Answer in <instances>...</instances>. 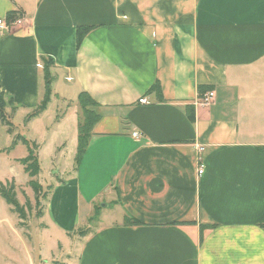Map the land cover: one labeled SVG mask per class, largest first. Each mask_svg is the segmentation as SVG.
<instances>
[{
    "label": "crops",
    "instance_id": "0c3cea01",
    "mask_svg": "<svg viewBox=\"0 0 264 264\" xmlns=\"http://www.w3.org/2000/svg\"><path fill=\"white\" fill-rule=\"evenodd\" d=\"M0 19V93L14 126L0 128L1 153L45 98L46 60L51 99L32 119L56 104V133L75 143L81 94L100 116L33 228L49 234L50 248L38 245L46 259L264 264V0H0Z\"/></svg>",
    "mask_w": 264,
    "mask_h": 264
},
{
    "label": "rangeland",
    "instance_id": "374dc122",
    "mask_svg": "<svg viewBox=\"0 0 264 264\" xmlns=\"http://www.w3.org/2000/svg\"><path fill=\"white\" fill-rule=\"evenodd\" d=\"M63 113L61 108L58 109L56 104H52L48 113L32 120L26 117L22 125H17L16 135L26 138L31 147H33V144L38 147L41 172L38 177L33 179L40 186L38 193L29 185L31 179L25 173L24 166L17 161L28 155L27 146L19 142L13 147L14 151H11V155L8 154V150L5 154L0 152V186L7 187L9 184H14L17 200L26 208L27 212L23 224L20 216L0 195V264H43V261L46 264H63L60 262L64 261L63 256L60 259L45 258V255L48 257L51 255L46 253V248H50L48 246L49 234L42 236L40 232H33L35 224L39 222L51 189L56 185H65L75 172L78 142L73 143L70 135H60L55 130V120L62 117ZM21 120V117H18L14 119V122L19 124ZM52 126L53 128H51ZM2 127L6 126L0 124V128ZM59 135L62 137L59 138ZM2 138L9 140V137L7 138L4 134ZM14 139L13 137L12 141ZM58 143H61L60 149L57 148ZM64 144L66 145L61 150ZM13 160L15 161L12 163ZM99 205L97 206L98 211L102 210L103 203ZM105 206H107L106 203ZM86 228V226L83 227L81 231ZM27 230L28 233L30 231L31 235L27 233ZM52 234L55 233L52 232ZM32 240H37V242L34 244ZM40 243L47 247L39 250L38 245ZM65 251H69V253H66L70 255L68 261H73L80 255V252L77 253L76 250L73 251L69 247H66ZM54 254L56 255V252ZM40 255L42 256L41 263L39 261ZM58 255H60V252H58ZM55 260L58 262L54 263Z\"/></svg>",
    "mask_w": 264,
    "mask_h": 264
},
{
    "label": "trees",
    "instance_id": "16d2710c",
    "mask_svg": "<svg viewBox=\"0 0 264 264\" xmlns=\"http://www.w3.org/2000/svg\"><path fill=\"white\" fill-rule=\"evenodd\" d=\"M91 28H79L77 31V48L81 46L83 43L87 33ZM54 65L52 60H46L44 63V76H45V83H46V94L43 101L40 105L33 111L32 114L28 116V119H32L34 117H38L41 115L48 107L51 99V84L53 81V77L50 73V68ZM210 89L208 87H200L199 92L200 94L204 93L205 90ZM204 96V95H203ZM11 100L6 101L4 95L0 93V124L8 127V133L13 134L14 126L9 120L8 114H6V108L10 106ZM79 106L81 110V115L79 116V126H78V147H77V154H76V165L80 163L82 160L87 147L91 141L93 136V128L99 120V115L95 112L94 108L97 107V103L94 102L89 96L86 94H81L79 96ZM12 147L16 146L19 142L26 145L28 148V155L25 158L19 160V162L24 166L25 173L30 177L31 181L29 185L38 193L40 190V186L37 181L33 180L35 177H38L41 172V167L39 163V155H38V147L36 144H33L31 147L29 141L26 138H23L20 135H16L14 137ZM264 151V147L260 148ZM8 185V184H7ZM0 195L4 199V201L10 205L14 211L20 216L22 222L25 223L24 219H26V208L22 206L19 201L17 200L15 186L14 184H9L7 187L0 186ZM98 209V208H97ZM96 209V210H97ZM98 211V210H97ZM125 225L137 226L139 223L135 220H131L125 218L124 220ZM260 226L264 228V221L260 223ZM77 233L80 237H86L91 231V228H86L81 231L78 230Z\"/></svg>",
    "mask_w": 264,
    "mask_h": 264
},
{
    "label": "built area",
    "instance_id": "2783aa9c",
    "mask_svg": "<svg viewBox=\"0 0 264 264\" xmlns=\"http://www.w3.org/2000/svg\"><path fill=\"white\" fill-rule=\"evenodd\" d=\"M17 23H21V21H17ZM4 29H8V25L7 23L4 21V19H0V30H4ZM214 98V93L213 92H208L206 93L203 98L201 99L200 103L201 105L203 106H208L210 105V103L212 102ZM139 103L140 104H143V105H148L150 104V102L147 100V98L143 97L139 100ZM133 136L136 138V137H139V135L137 133H134ZM199 151H203V148H200ZM204 172V167L202 165V163L199 164L198 166V174L199 175H202Z\"/></svg>",
    "mask_w": 264,
    "mask_h": 264
},
{
    "label": "water",
    "instance_id": "95a60500",
    "mask_svg": "<svg viewBox=\"0 0 264 264\" xmlns=\"http://www.w3.org/2000/svg\"><path fill=\"white\" fill-rule=\"evenodd\" d=\"M102 206H104V205H102Z\"/></svg>",
    "mask_w": 264,
    "mask_h": 264
}]
</instances>
